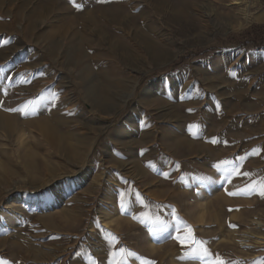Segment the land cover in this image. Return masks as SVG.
Instances as JSON below:
<instances>
[{"label":"rangeland","instance_id":"374dc122","mask_svg":"<svg viewBox=\"0 0 264 264\" xmlns=\"http://www.w3.org/2000/svg\"><path fill=\"white\" fill-rule=\"evenodd\" d=\"M0 113V264H264V0H0Z\"/></svg>","mask_w":264,"mask_h":264},{"label":"bare ground","instance_id":"6f19581e","mask_svg":"<svg viewBox=\"0 0 264 264\" xmlns=\"http://www.w3.org/2000/svg\"><path fill=\"white\" fill-rule=\"evenodd\" d=\"M147 47L149 49L151 59H153L154 61H157V62L158 61L162 62V63L164 61H167L169 54H168L167 50L165 49V47H163L162 45H159V44L156 45V44H149V43L147 44ZM172 57H173V55H172ZM131 95L132 94L130 93V95L128 96V99L131 97ZM8 115H5L4 113L3 114L0 113V128L3 127L4 129H8L10 131H17L18 123L16 122L15 117L14 116H8ZM56 116L57 115L54 114V111L53 112L50 111L49 114H47L44 118H42L36 122L32 121V123H34V125L37 127V129L39 130V132L41 134H43L47 137L52 148L63 149L67 153H71L73 149L67 140H69V139L71 140L72 137L68 136V134H65V133H64L65 135L61 134V132L59 131L60 129L58 127V123H60V122L56 121ZM64 123H66V122H64ZM22 126H23V124H22ZM63 126H64V124H63ZM24 127H25V125H24ZM70 140H69V142H70ZM27 154H28L27 161H29V159L34 154H32V153H27ZM83 184H84V182L81 181L79 185L82 186ZM80 186H78V187H80Z\"/></svg>","mask_w":264,"mask_h":264},{"label":"snow or ice","instance_id":"6c2138e0","mask_svg":"<svg viewBox=\"0 0 264 264\" xmlns=\"http://www.w3.org/2000/svg\"><path fill=\"white\" fill-rule=\"evenodd\" d=\"M76 7L79 9L80 5H76ZM243 175H248L247 173H244ZM260 194L264 196V185L261 186ZM179 239V237H177ZM212 264H225L223 260L213 261Z\"/></svg>","mask_w":264,"mask_h":264}]
</instances>
